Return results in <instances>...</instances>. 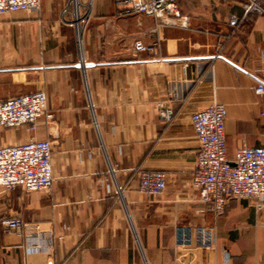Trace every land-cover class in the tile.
<instances>
[{"label": "crops", "instance_id": "0c3cea01", "mask_svg": "<svg viewBox=\"0 0 264 264\" xmlns=\"http://www.w3.org/2000/svg\"><path fill=\"white\" fill-rule=\"evenodd\" d=\"M187 24L154 31L115 0H40L0 16V99L42 90L35 127L0 126V146L49 140V190L0 188V264H264V207L230 199L214 216L190 184L198 144L190 116L225 106L226 157L264 145V14L244 0H177ZM140 38L146 51L136 52ZM156 43V46H154ZM172 111L168 120L160 107ZM164 172L156 197L138 190V170ZM191 244L177 245V229ZM196 228L212 244L196 246Z\"/></svg>", "mask_w": 264, "mask_h": 264}, {"label": "built area", "instance_id": "2783aa9c", "mask_svg": "<svg viewBox=\"0 0 264 264\" xmlns=\"http://www.w3.org/2000/svg\"><path fill=\"white\" fill-rule=\"evenodd\" d=\"M73 19L70 22L75 31L78 46L81 44L84 17L79 15L77 0ZM40 0H0V16L3 14L35 8ZM123 13H134L154 20V31L170 26L178 21L187 24V16L178 6L177 0H115ZM244 12L264 14V0H244ZM136 52L146 51L147 46L140 38L132 43ZM156 46V43H154ZM257 94L264 93V80L257 79L254 86ZM159 115L168 120L169 107L161 106ZM225 106L213 102L194 111L190 116L198 149L190 184L198 192L199 199L210 205L214 216L223 212L230 199H252L259 207H264V145L240 147L231 160L226 157L224 118ZM46 113V95L42 90L0 99V126L6 128L26 125L35 127L37 120ZM51 144L49 140L31 139L22 143L0 146V188L8 191L20 187L24 192L49 190L53 181L51 166ZM138 190L150 197L161 194L165 187V174L159 170H138ZM18 216L0 218V225L17 232L22 227ZM196 246L207 249L212 244L208 229L196 228ZM191 244V230L186 226L177 229V245Z\"/></svg>", "mask_w": 264, "mask_h": 264}]
</instances>
